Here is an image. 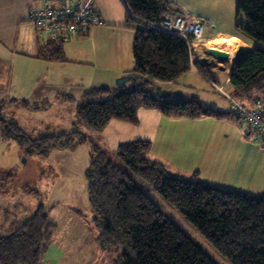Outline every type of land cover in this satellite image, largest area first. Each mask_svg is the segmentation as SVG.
<instances>
[{
  "label": "trees",
  "instance_id": "trees-1",
  "mask_svg": "<svg viewBox=\"0 0 264 264\" xmlns=\"http://www.w3.org/2000/svg\"><path fill=\"white\" fill-rule=\"evenodd\" d=\"M124 4L127 22L141 25L132 46L131 87L97 85L86 89L83 103L75 108L76 130L29 140V153L45 156L54 149L77 146L87 140L81 126L101 131L113 120L137 124L139 106L159 109L170 118L230 114L197 97L154 94L157 82L174 81L192 65L212 78L205 63H191L184 40L152 27L161 25L170 14V0H124ZM236 8L238 15L243 13L249 20L247 24L236 22L246 40L264 44V0H237ZM40 47L38 56L66 60L63 41L41 39ZM229 83L237 98L264 99V50L257 46L247 58L235 59ZM17 100L1 98L0 113L7 103ZM21 102L29 106L28 101ZM19 130L0 114L3 139L12 138L10 133L15 136ZM149 148L150 141L138 139L120 144L114 153L166 202L181 210L231 264H264V193L220 189L203 181L198 172L190 176L173 173L146 157ZM90 158L86 179L93 221L101 247L114 254L113 264H218L167 218L117 160H108L96 145ZM55 228L42 206L29 219L12 223L9 232L0 236V264H38Z\"/></svg>",
  "mask_w": 264,
  "mask_h": 264
},
{
  "label": "rangeland",
  "instance_id": "rangeland-1",
  "mask_svg": "<svg viewBox=\"0 0 264 264\" xmlns=\"http://www.w3.org/2000/svg\"><path fill=\"white\" fill-rule=\"evenodd\" d=\"M187 1L194 7L201 5L205 13H207L210 3L216 2L218 3L217 6H220L218 7L219 10H225L223 13L231 12L234 24L237 20L242 24L249 22L245 14H237V0ZM215 5H212V7H215ZM204 18L206 19L204 23L207 27L209 21L206 17ZM223 25L224 23L219 24V28L222 29L224 27ZM113 29L111 28L105 35V40L108 45L105 50L128 51V38L124 36L120 40L123 42L121 44L122 50L116 47V40H119L117 37L118 32ZM117 29L119 31L121 30V28ZM204 34H206V31ZM42 41H47V38H43ZM195 42L200 48L197 51V55L202 54L205 47H209V42L202 39ZM233 42L242 44L239 40H233ZM257 45L260 49L264 50V44L259 43ZM83 47L86 48V51H94L91 44L83 45ZM233 50H230V54L232 55H234ZM90 57L91 59L89 61L92 62L90 64L70 61L62 64L47 63L45 66L34 68L40 74L46 71V75L50 74V78L53 80L58 78L65 84H71L68 92L75 96V100L71 101L60 98L51 100L49 106L46 104L40 109L33 108L34 104L31 106H23L18 101L7 103L2 107L0 113L2 118L12 120L13 123L17 124L20 129L18 134L23 135L26 139H18L20 138L18 134L14 136L13 133H10L12 138L5 140L0 135V236L9 232L8 224L10 222L19 218H28L42 206L49 215L50 220L56 224V229L54 230L53 239L49 240L47 250L41 255L38 264H113L114 254L105 251L97 239L99 230L94 224L93 209L88 197L86 169L91 161L90 154L92 153L93 145H96L106 152L108 160L115 159L121 166L125 167L126 171L133 177L142 191L156 204L167 218L196 242L213 260L218 264H231L230 261L223 257L198 232L181 210L166 202L158 192L141 177L132 173L124 162L115 155L114 152L120 144L138 140L146 134L150 135L153 132L154 134L151 135V139L155 142L154 149L156 148V129L153 128L154 125L145 121L146 118H142L138 126L120 120H113L107 128L101 131H95L81 126L87 133V140L75 147L54 149L45 156L28 152L29 140L48 135H59L64 132L70 133L76 130V117L74 112L77 104L83 103V100H79L81 94L84 89L99 84L97 83L98 78L104 75V70L108 66L107 62L103 65L98 59H93L92 54H90ZM66 58L68 59V57ZM14 65L18 73L21 70L23 73V71L31 68L28 65H17L16 63ZM65 73L69 78L63 76ZM192 77L194 78L193 82L200 87L201 92L197 93L201 100L211 98L216 101L220 100V104L224 106L225 104H230L229 101L232 103L229 97L232 99L233 97L236 98V100L233 99L234 101L241 100L229 90V85H224L222 81L220 84L224 85L223 89L225 93L204 78L195 75H192ZM131 82L130 80L125 83L126 88L131 87ZM171 88L172 86L169 84H162L160 89L169 91ZM23 89L25 88L21 84L15 86L13 83L12 89L8 85H2L0 95L7 94L4 96L6 100L8 98H16V96L28 97L29 95ZM14 92L16 93L15 96ZM154 94L159 95L156 89H154ZM29 100L33 102L30 97ZM142 107L139 106L137 111L138 120L140 119L139 113ZM180 123L185 125V130L192 129L199 131L201 138L198 137L197 142L204 139L206 135L203 130L206 126L204 121L196 120L194 122ZM212 126L215 127L214 125ZM245 128L248 131L247 127ZM252 135L256 136L255 134ZM162 144L170 145L169 141L163 142ZM189 144H191V141H187V137L185 140H177L173 144L168 154L175 168L169 169L174 171L180 166L184 170L194 171L193 169H199L201 171V177H204L207 182H212L211 180H215L213 179L215 177L211 176L205 167V159L200 154L192 153V149L189 151L186 147ZM237 145L234 142L235 151L241 149V146L238 147ZM261 167L264 168V157L261 159ZM262 173L260 179L253 181L259 193H264V171ZM214 182L218 183V181Z\"/></svg>",
  "mask_w": 264,
  "mask_h": 264
},
{
  "label": "crops",
  "instance_id": "crops-1",
  "mask_svg": "<svg viewBox=\"0 0 264 264\" xmlns=\"http://www.w3.org/2000/svg\"><path fill=\"white\" fill-rule=\"evenodd\" d=\"M63 1L66 0H0V88L2 89V85H8L9 88L12 89L13 83L15 86L17 84L24 86L25 89L23 90L29 96H21L22 98L16 96V99H18L17 101L23 106L24 104L21 102L22 100L28 101L30 106L33 104L38 105V107H33L37 109H40L46 104L49 106L51 100L59 98L71 101L75 100V96L68 92V90H70L68 88L71 84H65L58 78L54 80L51 79L50 74L46 75V71L43 74H40L34 69L35 67L45 66L47 63L62 64L70 61L90 64L92 62H90L89 59H91L90 54H92L93 59H98L103 65L106 62L108 63L107 68L104 70V75L100 76L97 82L99 83L98 85L107 86H116V80L123 76H129V73L134 67L132 46L136 29L140 28L141 25L129 24L127 22V9L124 0H69L73 4L77 2L90 3L98 12L102 24L94 26L83 35L76 36L71 40L64 42L63 48L66 59L64 62L51 61L38 56L41 50V39L39 38L35 26L28 21V12L30 9H33L44 2L49 3L50 5H58ZM170 1L172 2L170 14L182 12L199 17L203 21L206 20L204 17L208 19V26H205L204 30V33L206 31V34H204L202 40L206 42L211 41V39H220L231 42L233 40H239L242 44H237L233 50L234 55L230 54V52H225L229 55L227 60H215L213 63H205L206 69L209 71L212 80L206 78L192 65L190 70L180 75L176 80L166 83L157 82L156 86L161 88L162 84H169L172 88L169 91H165L169 93V96H181L185 98L197 97L201 100L197 93L201 92L200 87L193 82L194 78L192 75H195L204 78L213 86L216 85L222 87V89L224 85L227 84L229 85V90L235 94L234 89L229 83L231 69L235 59L238 61L245 59V57H235V51L237 47L241 45L248 51V55L250 56L258 45L255 44V42L246 40L242 30L236 26V23L234 24L231 12L228 11L227 13H223L225 10H219L218 7L220 6H217L218 3L216 2L210 3L209 9L207 13H205L203 12L201 5L194 7L187 0ZM214 4H216L215 7H212ZM221 23H224L222 29L219 28V24L221 25ZM111 28H114L113 30H117L116 32H118L117 37L119 40H116L115 45L116 47H119V50H122L121 44H123V42L120 41L121 38L123 36L128 38V51L105 50L106 46H108L105 40V35L111 30ZM117 28H121V30L119 31ZM195 43L196 42L192 43L191 48L189 49L193 55V62L191 63L202 61V59L208 58L209 56L206 53V48L208 49L209 47H205L204 54L197 55V51H199L200 48ZM89 44L92 45L94 51H86V48L83 47V45ZM66 57H68L69 60ZM14 63L17 65H28L31 68L27 69V71H23V73L22 70L18 73L15 70ZM63 76L68 77L66 73L63 74ZM221 81L224 85L220 84ZM132 83L133 81L131 84ZM85 90L86 89L83 90L82 94ZM82 94L80 99L78 98L79 100H82ZM5 95L7 94H1L0 99L4 98ZM15 95L16 93L14 96ZM256 96L261 95L258 94ZM29 97L32 98L33 102L29 100ZM260 98L264 101L263 96ZM234 99L236 100V98ZM240 99L241 100L237 102L247 108L255 107L257 101L254 99ZM201 101L207 104H213L218 109L229 112L230 114L223 117L201 116L198 118H170L159 109H150L141 106L142 109L139 113L140 119L137 124L133 125L138 126L141 123V119L146 118L145 121L154 125L153 128L156 129L155 149V142L151 139V135H153L154 132L150 135L146 134L143 138H140L150 141V148L146 153V157L150 160L160 162L173 173L190 176L193 173L198 172L199 177L207 182L204 177H201V171L199 169H193L194 171L184 170V168L182 169L180 166L177 170H170L174 169L175 165H173L170 160L171 157L168 154L169 149H171L177 140H185L187 137V141H191V144L186 147L189 151L192 149V153L203 156L206 161L205 167L208 169L210 175L215 177L213 178L215 180H211L212 182L207 183L224 190H239L252 194L259 193V190L253 181L255 179H260L261 174H263L262 171H264V168L261 167V159L264 157V145H261V137L256 133L246 130L245 123L236 115L230 101V104H225V106L220 104V100L216 101L212 98ZM79 104L80 103L77 105ZM196 120L204 121L206 124L203 129L206 135L200 142H197V138H201L199 131L192 129L185 130V125L180 123L194 122ZM252 134H255L256 136ZM166 141H169L170 145L162 144ZM234 142L238 144V147L241 146L239 151H235ZM252 178L253 180L251 181ZM214 181H218V183H215ZM30 217L13 220L8 224V231L10 230V225L12 223L17 221L23 222ZM53 234L54 231L50 240L53 239Z\"/></svg>",
  "mask_w": 264,
  "mask_h": 264
},
{
  "label": "built area",
  "instance_id": "built-area-1",
  "mask_svg": "<svg viewBox=\"0 0 264 264\" xmlns=\"http://www.w3.org/2000/svg\"><path fill=\"white\" fill-rule=\"evenodd\" d=\"M28 20L35 26L40 39L47 38L63 42L83 35L94 26L102 24L98 12L90 3L73 4L69 0L58 5L44 2L29 10ZM152 27L178 36L190 49L192 43L203 39L205 23L199 17L180 12L169 14L163 19L161 25ZM190 54L191 62H193L191 51ZM216 87L225 93L222 87ZM229 99L233 103L236 115L245 123L248 131L258 134L264 145V101L257 99L255 107L247 108L234 101V98L229 97Z\"/></svg>",
  "mask_w": 264,
  "mask_h": 264
},
{
  "label": "water",
  "instance_id": "water-1",
  "mask_svg": "<svg viewBox=\"0 0 264 264\" xmlns=\"http://www.w3.org/2000/svg\"><path fill=\"white\" fill-rule=\"evenodd\" d=\"M206 53L209 55L208 58H211V59L204 58V59H202L203 63H213L215 60L225 61L229 58V55L227 53L221 52V51H218L215 49L208 48V49H206ZM248 56H249L248 51L243 46L240 45L237 47V49L235 51V57L247 58ZM129 80H130V76H128V75L120 77L117 79L116 85L121 86ZM156 90L158 91L160 97H168L169 96V93L161 90L159 87H156Z\"/></svg>",
  "mask_w": 264,
  "mask_h": 264
},
{
  "label": "bare ground",
  "instance_id": "bare-ground-1",
  "mask_svg": "<svg viewBox=\"0 0 264 264\" xmlns=\"http://www.w3.org/2000/svg\"><path fill=\"white\" fill-rule=\"evenodd\" d=\"M237 42H231V41H226V40H220V39H211V41H209V48L210 49H215V50H219L222 52H230V50H233L237 44ZM229 51H228V50Z\"/></svg>",
  "mask_w": 264,
  "mask_h": 264
}]
</instances>
